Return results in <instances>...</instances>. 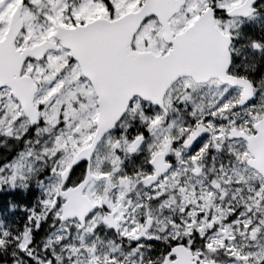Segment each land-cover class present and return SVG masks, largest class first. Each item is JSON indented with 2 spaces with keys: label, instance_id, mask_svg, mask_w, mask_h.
<instances>
[{
  "label": "snow or ice",
  "instance_id": "1",
  "mask_svg": "<svg viewBox=\"0 0 264 264\" xmlns=\"http://www.w3.org/2000/svg\"><path fill=\"white\" fill-rule=\"evenodd\" d=\"M0 264H264V0H0Z\"/></svg>",
  "mask_w": 264,
  "mask_h": 264
}]
</instances>
